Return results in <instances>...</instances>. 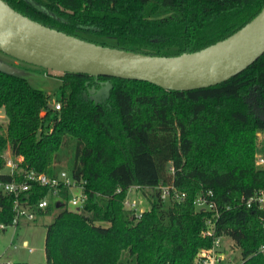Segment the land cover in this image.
Segmentation results:
<instances>
[{
  "label": "trees",
  "instance_id": "obj_1",
  "mask_svg": "<svg viewBox=\"0 0 264 264\" xmlns=\"http://www.w3.org/2000/svg\"><path fill=\"white\" fill-rule=\"evenodd\" d=\"M5 1L86 41L158 56L208 47L264 7V0ZM60 78L69 94L55 110L49 94L0 69V110L7 118L6 126L0 124V170L9 149L48 175L64 170L66 156L72 174L86 180L88 200L80 209L55 202L41 211L58 209L46 226L49 264H192L201 248L212 245L204 235L212 212L194 204L208 190L221 211L216 234L242 250V264H264V252H258L264 209L242 204L264 189V169L255 166L257 133L264 131V54L225 82L189 91L100 77L113 85L100 103L89 96L94 77ZM11 179L0 174V181ZM170 184L186 198L163 200L157 187ZM134 186L149 201L140 218L123 203ZM48 194L33 185L22 200L34 204ZM13 201L0 195V224L12 223Z\"/></svg>",
  "mask_w": 264,
  "mask_h": 264
},
{
  "label": "water",
  "instance_id": "obj_2",
  "mask_svg": "<svg viewBox=\"0 0 264 264\" xmlns=\"http://www.w3.org/2000/svg\"><path fill=\"white\" fill-rule=\"evenodd\" d=\"M0 50L16 59L63 73L87 74L90 99L108 98L115 77L146 81L166 90L215 86L244 71L264 54V7L227 38L199 51L158 56L104 46L46 26L0 0ZM51 106V105H50ZM63 202H57V208Z\"/></svg>",
  "mask_w": 264,
  "mask_h": 264
},
{
  "label": "built area",
  "instance_id": "obj_3",
  "mask_svg": "<svg viewBox=\"0 0 264 264\" xmlns=\"http://www.w3.org/2000/svg\"><path fill=\"white\" fill-rule=\"evenodd\" d=\"M55 110H60L62 103L56 100L52 104ZM258 164L264 165V157H258ZM7 173L12 176L10 181H0V195H11L14 198L13 210L15 212L12 223L9 225H18L22 217L32 221L41 211H46L51 205L50 197H53L56 202H63L66 206L70 205L69 209H80L88 200L86 192V180L76 178L67 170L60 171L57 175H48L45 172H39L27 165L25 159L21 155H10L5 157V165L0 174ZM33 185H39L48 189V196L38 199L34 204L24 203L22 195L27 192ZM68 189V195L65 198L62 196V191ZM139 186H134L129 189L123 203L124 207L133 212V215L140 218L144 211L140 210L137 203L132 200L133 192L138 191ZM160 196L163 200H184L186 198L185 192H180L175 185H160L157 187ZM72 191L76 193L72 194ZM72 194V195H71ZM194 204L198 210L211 211L212 215L207 221V227L204 231L205 236L212 237V245L201 248L192 264H242L244 258L241 252L240 260H236L232 254H227L224 246L223 234H216V221L221 215L218 203L214 199V192L208 190L198 194L194 200ZM242 204L246 207H253L254 205L264 209V189L257 191L253 196L242 198ZM9 225L0 224V229L5 230ZM264 227V222H263ZM230 238V237H229ZM231 246L236 248L233 240ZM242 251V250H241ZM258 252H264V245H261Z\"/></svg>",
  "mask_w": 264,
  "mask_h": 264
},
{
  "label": "rangeland",
  "instance_id": "obj_4",
  "mask_svg": "<svg viewBox=\"0 0 264 264\" xmlns=\"http://www.w3.org/2000/svg\"><path fill=\"white\" fill-rule=\"evenodd\" d=\"M0 69L6 72L26 78L29 83L50 95L51 104L62 98L63 94H69V88L61 87V72L36 66L16 59L0 50ZM7 118L3 110H0V124L6 126ZM72 147V145H70ZM67 154V153H66ZM8 149L6 157L10 156ZM264 157V131H258L256 140L255 166L264 169V165L257 162L258 157ZM69 159L63 157L62 168L72 173ZM76 191H72V194ZM71 194V195H72ZM140 210L149 207L148 198L140 191L131 195ZM53 205L56 200L50 197ZM67 202V199L65 198ZM168 204V203H167ZM66 207L72 208L68 203ZM58 209L54 208L50 213L38 214L36 220L20 219L18 225H9L5 230L0 229V264H49L45 254V239L47 225L54 220ZM27 242L25 245L24 242ZM232 239L224 238V246L227 254H232L236 260H240L241 249L231 246Z\"/></svg>",
  "mask_w": 264,
  "mask_h": 264
},
{
  "label": "crops",
  "instance_id": "obj_5",
  "mask_svg": "<svg viewBox=\"0 0 264 264\" xmlns=\"http://www.w3.org/2000/svg\"><path fill=\"white\" fill-rule=\"evenodd\" d=\"M39 214H43V213H39ZM24 244L26 245V244H27V242L25 241V242H24Z\"/></svg>",
  "mask_w": 264,
  "mask_h": 264
},
{
  "label": "flooded vegetation",
  "instance_id": "obj_6",
  "mask_svg": "<svg viewBox=\"0 0 264 264\" xmlns=\"http://www.w3.org/2000/svg\"><path fill=\"white\" fill-rule=\"evenodd\" d=\"M94 85H96L97 87H99L97 84H94ZM93 86V85H92Z\"/></svg>",
  "mask_w": 264,
  "mask_h": 264
}]
</instances>
